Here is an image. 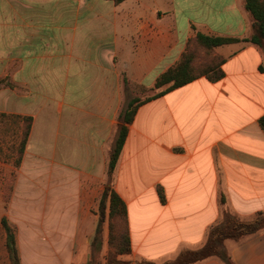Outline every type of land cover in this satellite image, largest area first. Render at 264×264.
I'll list each match as a JSON object with an SVG mask.
<instances>
[{
	"label": "crops",
	"instance_id": "1",
	"mask_svg": "<svg viewBox=\"0 0 264 264\" xmlns=\"http://www.w3.org/2000/svg\"><path fill=\"white\" fill-rule=\"evenodd\" d=\"M252 25L245 0H0V81L12 83L0 109L33 118L17 207L3 217L18 228L21 264L89 262L125 88L151 89L198 33L240 41L215 49L221 80L152 100L129 125L113 184L128 209V258L197 249L224 210L264 214V50L242 41ZM225 246L234 264H264V230Z\"/></svg>",
	"mask_w": 264,
	"mask_h": 264
},
{
	"label": "trees",
	"instance_id": "2",
	"mask_svg": "<svg viewBox=\"0 0 264 264\" xmlns=\"http://www.w3.org/2000/svg\"><path fill=\"white\" fill-rule=\"evenodd\" d=\"M110 1H113L115 4H121L125 0ZM245 9L251 14L253 25L251 37L243 39L242 41L251 42L264 50V0H245ZM239 41L240 39L208 36L198 33L194 38L189 40L187 48L179 61L156 80L152 89L158 90V92L145 100L137 97L132 98L121 110L117 137L108 163L109 184L105 188L100 200L98 222L91 241V257L87 264H132L133 262L128 258L131 254L128 209L125 201L113 188L112 178L115 174L128 135L129 125L133 123L138 108L203 76L212 82L219 81L224 77L222 65L225 59L216 58L219 60L216 61V59H214L208 63L198 64L196 52L192 48V43L196 42L198 45L210 51L215 50L217 47ZM3 115L6 116V114ZM17 118H22L25 123L23 138L19 149L20 157H22L30 136L33 118L22 116H17ZM224 212V220H222V223L210 229L206 244L203 248L199 251L183 252L174 262L167 264H195L211 257L220 258L224 264H234L228 252L221 247L223 242L229 239L239 241L245 236L263 231L264 214L259 213L253 220L244 221L236 216L228 214L231 213L229 210H224ZM107 219H109L111 239H115L113 241L111 240L110 244L111 246L113 245V248L115 247L116 254L119 257H116L115 254L111 256L106 263H103L99 258V254L102 252L103 248V232ZM2 225L6 233V248L9 254L10 264H21L16 243L15 229L8 223L6 218L2 219ZM121 226L125 227L123 232L120 229ZM192 256L196 258L190 259ZM147 262H149V264H155L151 261Z\"/></svg>",
	"mask_w": 264,
	"mask_h": 264
},
{
	"label": "rangeland",
	"instance_id": "3",
	"mask_svg": "<svg viewBox=\"0 0 264 264\" xmlns=\"http://www.w3.org/2000/svg\"><path fill=\"white\" fill-rule=\"evenodd\" d=\"M192 48L196 52L197 57V63L198 64H204L208 63L216 58H223L221 55L217 53L216 50H206L202 46L198 45L196 42L192 43ZM219 59H216L219 60ZM9 81V80H8ZM7 79L0 81V89L2 88L3 84L9 85L12 87V83L8 82ZM158 90H153L152 88H145L140 87L138 85H133L125 88V97L123 98V104L122 109L127 105V103L132 98H140L142 100H145L148 97L153 96L155 93H157ZM4 110L0 109V264H10V260L7 258V252H6V233L2 228L1 225V219L6 216L9 217L10 212L14 207H17V204H15V196L17 191V182L19 178V174L23 170L24 166V159H25V153L22 157H20L19 149L20 144L23 138V132L25 128V123L23 122L22 118H17L16 115L12 114H6V116L3 115ZM26 151V150H25ZM47 166V165H46ZM48 171V169H44L41 174L43 175V172L45 173ZM38 174L40 173V170H37ZM107 184H109V177H108V166H107ZM35 178V177H34ZM115 176L112 178V185L114 184ZM63 184L59 186L58 192L55 194V196L59 193V198H64L66 194H61L60 189H64L63 191L67 193V196L69 195L70 191H68V182L66 180H63ZM38 183L41 186L48 185L49 178L45 176H41L38 179ZM27 188L26 184H21V191L24 192ZM41 193L40 189H37L33 185L30 187L28 195L31 198H39V195ZM27 212L30 213V216L33 215V210L28 209ZM99 213V210H98ZM231 214V213H228ZM232 216H235L231 214ZM225 212L223 211L222 214V220H224ZM14 227L16 226L13 224ZM13 227V228H14ZM15 232L18 233L17 226L14 228ZM121 231L123 232L125 227H120ZM15 233V234H16ZM119 236V235H118ZM111 240V234L109 229V219H107L105 225H104V232H103V248L102 252L99 254V258L103 263H106L108 259L116 254L115 247L113 248L110 244ZM230 240V239H229ZM207 241V239H206ZM206 241L197 249H184L181 251L178 256L181 253H188V252H194L199 251L203 246L206 244ZM227 241V240H226ZM222 244V248H224L226 251L225 242ZM235 241V240H233ZM30 246H28L26 249H28ZM177 256V257H178ZM116 257H119L116 254ZM176 257V258H177ZM176 258L165 261L163 263H155V264H167L172 263L176 260ZM196 258L194 256L190 257V259ZM132 264H149L147 260H137L133 261Z\"/></svg>",
	"mask_w": 264,
	"mask_h": 264
}]
</instances>
